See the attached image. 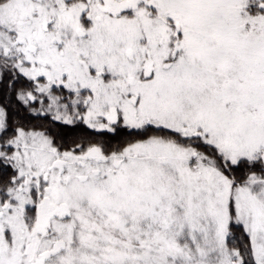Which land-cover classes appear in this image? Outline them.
<instances>
[{"label":"snow or ice","instance_id":"1","mask_svg":"<svg viewBox=\"0 0 264 264\" xmlns=\"http://www.w3.org/2000/svg\"><path fill=\"white\" fill-rule=\"evenodd\" d=\"M0 264H264V0H0Z\"/></svg>","mask_w":264,"mask_h":264}]
</instances>
